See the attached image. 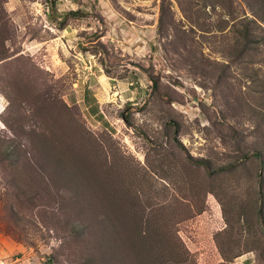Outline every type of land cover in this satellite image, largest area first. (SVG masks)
Wrapping results in <instances>:
<instances>
[{"label":"rangeland","instance_id":"obj_1","mask_svg":"<svg viewBox=\"0 0 264 264\" xmlns=\"http://www.w3.org/2000/svg\"><path fill=\"white\" fill-rule=\"evenodd\" d=\"M257 7L255 0H0V264H86L90 250L103 255L108 238L118 252L107 254L112 264H137L126 214L106 215L97 185L89 209L74 201L55 155L104 179L119 172L143 181L145 202L153 195L160 222L168 220L158 232L174 241L162 247L164 257L177 244L185 249L179 263L155 253L163 264H264ZM111 224L122 234L106 237Z\"/></svg>","mask_w":264,"mask_h":264},{"label":"trees","instance_id":"obj_2","mask_svg":"<svg viewBox=\"0 0 264 264\" xmlns=\"http://www.w3.org/2000/svg\"><path fill=\"white\" fill-rule=\"evenodd\" d=\"M255 2L258 6V12L256 10L255 14L258 15L260 19L264 20V0H255ZM251 28L252 26L250 25V23L245 26L244 32H242L244 41H250V37L252 35ZM51 152H53L54 154L56 153V151L53 150L52 147L48 151V153ZM54 157L56 159L55 163L57 167L60 168L63 171V174L67 175L66 178L70 180L68 187H71L78 194V196H74V201H77L78 203L82 202L83 205L87 206L89 209L94 204L95 196H97V190L95 189L97 185L98 188L100 187L102 191L101 193L99 190V198H104L103 200H106V203L103 204V212H105V214L108 216H110V213H113L115 217H121L119 216L120 211L122 214H126L129 221V226L127 225L129 227L128 241L126 244L128 246V252L131 259H135L137 264H163L162 257L166 262H169L170 260H176L178 263L181 262L180 260L176 259V255H180L181 251L184 254L185 249L177 243L176 244L179 249H176V247H172L170 251V257H164L166 252L163 253L162 247L165 246V248H168V244L174 243V241L170 239V233L162 234L158 232V228L163 223V221L167 224L168 220L163 219V221L160 222L158 214L161 212L164 213L162 210L163 208L162 206H153V204L149 202L153 195L149 194L147 196L148 201L145 202V194H141V192H139V187L143 186L142 180L140 181L138 177L134 176H132L131 178L127 177L126 175L124 176L119 172L117 174V177L116 175L112 176V173L108 172L106 173V179H104L101 172L100 174H98V171L96 169L92 170L87 165H79L78 163L76 164V162L70 160L65 161L66 158L64 159L58 155H55ZM63 162H65V165H63ZM85 169L90 170L91 173L84 172ZM109 187H111V190L107 191V188ZM120 187H124L127 190H125V192L123 193H117V189ZM104 190H106L107 192L103 193ZM148 207H150L151 210L147 211ZM153 207H156V209L153 210ZM94 212L97 213L98 210L95 208ZM90 220H95V217L91 215ZM89 225L90 232H93L94 236H96L98 227L94 223H91ZM119 228L120 226H117L116 224L107 225L103 228V234L107 237L109 230H112V232H114L115 234H122V231H120L121 229L119 230ZM107 241L109 243V245L106 247L107 249L100 248V250L103 251L102 256L98 257L97 255H93L91 250L90 253H87L88 255H86L85 257L86 264H112L111 259L107 254L109 253V255L117 257L118 252L116 253L111 239L108 238ZM217 243L223 252L224 258L229 259V257L224 252L223 245L220 240H217ZM94 248L96 247L94 246ZM159 252L163 254L162 257L158 256L161 255L159 254ZM155 253L158 254L156 255L158 257L154 255Z\"/></svg>","mask_w":264,"mask_h":264},{"label":"bare ground","instance_id":"obj_3","mask_svg":"<svg viewBox=\"0 0 264 264\" xmlns=\"http://www.w3.org/2000/svg\"><path fill=\"white\" fill-rule=\"evenodd\" d=\"M107 80V79H106ZM107 83V82H106Z\"/></svg>","mask_w":264,"mask_h":264}]
</instances>
